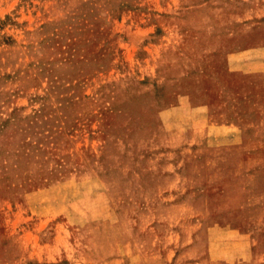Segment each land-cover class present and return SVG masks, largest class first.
Masks as SVG:
<instances>
[{
	"label": "rangeland",
	"instance_id": "rangeland-1",
	"mask_svg": "<svg viewBox=\"0 0 264 264\" xmlns=\"http://www.w3.org/2000/svg\"><path fill=\"white\" fill-rule=\"evenodd\" d=\"M258 47L264 0H0V264H159L182 213L263 197L264 156L182 131L184 99L264 134Z\"/></svg>",
	"mask_w": 264,
	"mask_h": 264
},
{
	"label": "crops",
	"instance_id": "crops-1",
	"mask_svg": "<svg viewBox=\"0 0 264 264\" xmlns=\"http://www.w3.org/2000/svg\"><path fill=\"white\" fill-rule=\"evenodd\" d=\"M229 59L232 73L239 72L245 75L264 73V47L231 54ZM230 94L231 102L239 99L236 91ZM182 109H191L192 120L183 127L184 134L181 129H177L176 124H171L172 132L182 133L193 142L203 138L219 146L238 148L240 151L238 156L247 158L264 156V134L247 135L240 129L236 120L214 124L208 114V105L192 107L183 99ZM259 151L261 152L258 153ZM253 169L247 167L245 171L255 178L257 173L262 172L260 182L264 186V166L260 171ZM176 207L185 209L186 203ZM169 208L174 207H167L168 210ZM182 214L183 222L178 229V240L176 242L172 240L173 244L164 242L167 248H170L168 244L173 246L174 260H169L165 253H159L156 256L159 264H169L170 261H173V264H264V196L256 201L246 202L244 212L236 209L230 214L216 216L214 219L206 212L194 223L188 213ZM238 219L244 222L245 228L238 225ZM212 220L215 222H211ZM165 221L166 226H173L168 223V218Z\"/></svg>",
	"mask_w": 264,
	"mask_h": 264
}]
</instances>
